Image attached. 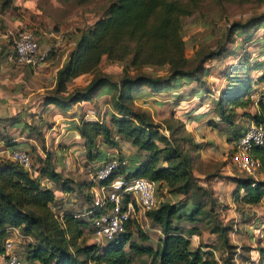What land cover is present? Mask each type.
Here are the masks:
<instances>
[{"label":"trees","instance_id":"16d2710c","mask_svg":"<svg viewBox=\"0 0 264 264\" xmlns=\"http://www.w3.org/2000/svg\"><path fill=\"white\" fill-rule=\"evenodd\" d=\"M7 2L0 0L1 12ZM197 9L198 0L109 2L104 6L102 15L78 33L66 64L55 74L53 89L49 96L42 99L45 106L51 104L65 109L77 103L91 102L104 85H109L110 127L102 118L81 121L77 128L84 155L88 163L106 161L99 143L115 148V137H119L144 156L142 162L136 157L129 161L118 157L119 162L125 161L126 165L110 176L109 181L123 175L128 179L143 178L153 185L155 208L144 215L162 234L157 250L152 251L135 243L130 227L132 220L126 223L124 232L115 239L103 245L87 243L85 232L90 220L76 218L70 209L55 213L54 209L58 208L56 194L40 184L42 177L56 184L61 193L73 191L71 181L54 171L50 157L46 155L41 160V167L34 170L36 178L13 162L0 161V255L4 241L10 237L8 229H13L33 241L26 245L23 253L28 264H132L135 256H151L155 264H216L210 253L191 249L188 238L198 235V229L193 226L184 231L178 226L184 222L195 225L197 221L211 217L212 210L208 205L212 204L211 191L199 186L192 176L193 162L187 149H197L198 152L199 144L191 143L189 137L178 138L180 130L175 127L183 131L186 127L183 118L195 125L209 113H214L217 122L223 124L231 136V150L227 155L230 158L232 142L246 129H237L234 118L240 116L248 123L260 126L263 144L251 149L249 157L260 165L257 175L264 176V93L258 95L255 103L251 99L254 85L264 81V13L228 26L224 34V39L229 38L227 43L232 45L235 38L241 39L229 54L223 52L222 46L215 51L200 48L195 51V57L188 60L184 52L183 19L191 17ZM245 46L257 48L256 53L250 55ZM238 50L242 55L236 54ZM225 54L237 56V61L225 68L222 74L225 85L213 98L203 89V80L208 75L204 64ZM102 58L107 63L123 65L117 83L98 73ZM151 68H165L166 76L154 77L143 71ZM252 72L256 76L254 81L250 77ZM84 75L92 76L90 82L83 89H73L70 97H63L67 83ZM189 84L200 87L197 92L192 91L199 98L198 107L192 105L187 117L181 116L180 121H175L176 126L167 122L162 126L155 124L146 111L134 107L137 94L143 89L153 94L177 92ZM205 93L212 98L213 112L202 105L201 96ZM177 98L181 100L182 97L179 95ZM252 105L256 107L255 113H244ZM238 110L240 115L236 113ZM207 126L217 128V124L210 120ZM161 129L168 133V137L160 132ZM185 142L191 146H182ZM5 146L15 150L12 143L5 142ZM230 180L235 186L231 196L234 204L256 207L264 203L263 180L246 175ZM78 186L79 190L85 191V202L89 205V185ZM160 187L166 189L171 200L178 196L183 200L159 201L156 189ZM224 231H227L224 227H214L211 232L217 233L225 242ZM137 232L140 240L144 241V235ZM255 251L258 253V264H264V245ZM206 256L210 258L205 259Z\"/></svg>","mask_w":264,"mask_h":264},{"label":"rangeland","instance_id":"374dc122","mask_svg":"<svg viewBox=\"0 0 264 264\" xmlns=\"http://www.w3.org/2000/svg\"><path fill=\"white\" fill-rule=\"evenodd\" d=\"M264 13V0H198L197 11L189 18L183 19V42L185 44V57L188 60H192L195 56V51L198 49H203L204 51H215L218 46L224 48L223 52L229 54L234 47L240 43V38H235L233 44H228V39H224V34L228 26L234 22L242 23L250 17H256ZM260 34V33H259ZM261 35V34H260ZM246 52L253 54L256 53L257 48L250 46H245ZM40 55H44L43 51H40ZM222 52V53H223ZM220 56L214 60L205 62L204 68H208V75L204 78V90L210 93L213 98L216 97V92H218L224 85L225 81L222 74L225 68L236 64L237 56ZM237 55L240 54L238 50ZM242 55V54H240ZM43 60V59H42ZM123 65L120 63H107L105 60L100 62L98 67V73L108 76L110 80L119 81L121 77V69ZM145 73L150 74L154 77L166 76L165 68H151L144 69ZM106 73V74H105ZM252 81L256 80L254 72L250 74ZM116 82V83H117ZM255 86V85H254ZM107 91L109 85H104L101 90ZM198 91L200 87L195 84H189L184 86L178 95L186 98L185 101L177 102L175 101V96H163L154 97L153 99L142 100V104L137 105L135 100L134 107L146 111L153 118L155 124L162 126L163 123L167 122L170 126H176L175 121H180L181 116L187 117L188 109L191 106L198 107L199 98L190 97V93ZM149 91V90H148ZM264 93L263 87L257 86L253 87V93L251 99L256 102L258 95ZM208 94H203L202 105L204 109L208 108L212 111V98L208 97ZM168 98V99H167ZM93 101V100H92ZM91 101V112L95 111V114L103 117L106 125L110 127L108 123V113L111 112L110 104L108 99H103L99 102ZM177 102V103H176ZM176 103V104H175ZM107 105V107H105ZM104 106V107H103ZM256 107L252 105L249 109L245 110L244 113L252 115L255 113ZM107 111V113L105 112ZM213 112V111H212ZM238 115L241 111L236 112ZM214 121L217 124L216 129H211L207 126L208 121ZM234 123L236 128L243 130L249 123L246 119H242L240 116L234 118ZM183 124L186 125L188 130L185 128L175 127L180 130L177 133V137H189L191 143L197 145L199 144V150L194 149L193 151L188 150V155L192 157L193 168L192 176L197 181V184L204 189L211 191V204L208 205L212 210V216L207 219L197 221L195 225H189L188 223H180L178 226L182 230L186 231L193 226L198 229V235L191 236L188 238L190 240V246L192 250L200 249L202 252H207L211 254V258L216 264H258V253L255 251L257 247H262L264 245V238H261L263 234L264 237V203L262 202L256 207H249L244 205H237L232 202V193L234 190V185L230 179L235 177H245V174L238 170L236 167L232 166L229 162L227 155L230 152V139L228 135L229 131L227 128L217 122L214 113H209L206 117L201 119L200 123L195 125L183 118ZM29 133H35V137L42 144V137L38 135L35 131L28 127ZM160 132L168 137V133L163 129ZM227 135V136H226ZM229 139V140H226ZM117 146L111 148L108 146H103L100 144L99 147L103 149L106 153H119L116 157L125 158L126 160H131L133 157H137L138 161L142 162L144 156L140 155L128 142L122 138L115 137ZM39 144V143H38ZM37 144L38 150H33L25 148V151L29 154L32 162V170H37L41 167V157L43 155H48L50 157V163L53 166L52 158L55 149L57 148L53 143L48 142L47 145L44 144L43 149L41 145ZM189 148L190 143H182V146ZM62 149H67L66 147L60 146ZM96 163V162H92ZM76 164L78 167H76ZM68 163V166L64 164L63 169L67 168L64 174L66 177L74 179L76 184L70 185L74 189V202L72 206L58 207L55 208V213H60L61 210H80L84 211L88 204L85 202V191L77 189L76 185H84L88 181L87 174L85 172V166L90 163H85L84 157L80 159L79 162ZM74 165V172H72V166ZM54 167V166H53ZM62 174L63 176H65ZM61 175V176H62ZM42 178V177H41ZM43 179V178H42ZM255 179L264 180V176L255 175ZM70 180V179H69ZM71 181V180H70ZM43 184V183H42ZM46 183H44V186ZM79 187V186H78ZM156 193L159 201H181L183 198L181 196L176 197L171 200L170 195L166 192V189L160 187L156 189ZM69 197H72L70 195ZM69 198L66 199L69 202ZM210 203V202H209ZM79 206V207H78ZM69 207V208H66ZM259 221L253 223L254 221ZM132 225L131 231L134 233L133 240L136 244L142 245L144 247H149L152 251L157 250L159 241L162 237L159 229L153 225L142 213H137L131 221ZM214 227H224L227 231L223 232L226 241L217 235V233H212L211 231ZM262 227V228H258ZM258 229V230H257ZM260 230V231H259ZM145 237L144 241H141L139 232ZM86 234V232H85ZM9 235L13 238V246L15 252L21 258L23 264H28L24 260V251L26 245L32 244L33 241L24 237L19 231L15 230ZM87 236V235H86ZM24 239L21 240V238ZM87 243H92L93 241L87 236ZM210 258L206 256L205 259ZM156 261L150 256H135L132 258V264H155Z\"/></svg>","mask_w":264,"mask_h":264},{"label":"crops","instance_id":"0c3cea01","mask_svg":"<svg viewBox=\"0 0 264 264\" xmlns=\"http://www.w3.org/2000/svg\"><path fill=\"white\" fill-rule=\"evenodd\" d=\"M111 1L113 0H8L4 11H0V156L10 150L6 148L5 142L14 144L15 149L24 152L26 147L39 151L37 144H40V141L35 137L34 132L29 133L28 127H31V130L35 129V132L40 133L42 149L48 142L57 147L52 158L56 173L64 174L67 171V168L63 169L64 164L68 166L70 161L76 164L82 157L85 163H88L77 128L81 121L101 120L102 115L98 116L95 111L91 112V102L77 103L61 109L51 104L45 106L42 99L49 96L53 89L55 74L66 64L78 33L91 26L102 15L104 6ZM21 30L33 32L38 40L39 50L44 52L43 60L37 61L34 65L21 66L13 60V39ZM9 33H13V36ZM91 79L92 76L84 75L70 81L67 83L63 97H70L73 89H83ZM112 82L117 81L112 80ZM260 85L264 89V81L254 87ZM181 89L177 92L156 94L143 89L137 94L136 102L139 107L142 100L172 95H176V101ZM193 92L190 93V97H195ZM108 97L109 89L105 92L102 89L92 102H99ZM185 99L181 98L177 102ZM200 122L201 120L197 123ZM186 129L188 130L187 127ZM60 144L67 149L58 147ZM100 151L106 159L119 154L105 153L102 148ZM45 158L46 155L41 157L42 160ZM2 160L0 158V161ZM95 162L102 163L104 160ZM72 169L74 172V165ZM64 175L63 178L71 180L70 185L76 184L74 179L66 177L67 174ZM40 184L54 191L58 207L76 208L71 204L74 202V191L61 193L56 184L45 178L40 179ZM76 186L78 189V185ZM70 195L72 197H69ZM68 198L69 202L66 201ZM253 221L254 224L259 222L255 219ZM261 238H264L263 234Z\"/></svg>","mask_w":264,"mask_h":264},{"label":"built area","instance_id":"2783aa9c","mask_svg":"<svg viewBox=\"0 0 264 264\" xmlns=\"http://www.w3.org/2000/svg\"><path fill=\"white\" fill-rule=\"evenodd\" d=\"M9 35L13 36V33ZM12 44L13 60L17 65H34L45 57L40 55L38 40L31 31H18ZM262 144V128L249 123L242 135L232 142L233 152L229 158L230 164L246 176L255 179L260 165L257 160L249 157V152ZM0 158L17 164L31 177H37L36 172L32 170L31 158L27 152L18 149L8 150ZM125 165V161L119 162L117 157H112L102 163H90L85 166L88 177L86 184L89 185L87 193L91 197V203L84 211L73 212L76 218L90 220L86 235L90 237L92 243L103 245L115 239L124 232L126 223L131 221L137 213L145 214L155 208L153 185L145 179H128L123 175H117L109 181L110 176ZM90 216L92 218L89 219ZM14 231L8 229L9 233ZM13 245L11 236L4 241L0 264H23Z\"/></svg>","mask_w":264,"mask_h":264}]
</instances>
